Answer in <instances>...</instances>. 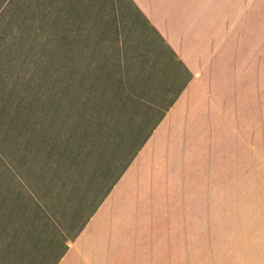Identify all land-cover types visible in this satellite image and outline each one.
I'll return each instance as SVG.
<instances>
[{
	"label": "rangeland",
	"instance_id": "rangeland-1",
	"mask_svg": "<svg viewBox=\"0 0 264 264\" xmlns=\"http://www.w3.org/2000/svg\"><path fill=\"white\" fill-rule=\"evenodd\" d=\"M162 4L213 93L93 213L187 75L130 0H0V264H264V0Z\"/></svg>",
	"mask_w": 264,
	"mask_h": 264
},
{
	"label": "crops",
	"instance_id": "crops-1",
	"mask_svg": "<svg viewBox=\"0 0 264 264\" xmlns=\"http://www.w3.org/2000/svg\"><path fill=\"white\" fill-rule=\"evenodd\" d=\"M130 2H132L141 15L150 22V25L157 32L163 43L172 51L175 62L181 66L182 71L187 75V80L162 120L153 130L146 143L142 146L130 166L124 172L125 178H128L129 174L137 171L138 168L141 169L154 159L153 155L157 154L159 149L166 143V137L169 136V130L178 115L187 110L186 107L189 101L192 99H208L213 93L207 83V79L204 77L199 61L197 60L198 55L196 53V48L191 44L188 38L184 26V21L186 19L185 15L183 13H177L175 17L176 22L173 25L171 20H169L168 23L162 22L161 17L157 18L152 12L157 7L156 2L159 3V8H164L162 4L164 0H130ZM200 112L202 113L203 111L201 110ZM253 137L254 136H252V138ZM256 162V168L258 169V154L256 156ZM118 181H120V179ZM235 184L243 185V182H236ZM91 222L82 229L75 241H73L71 245H68L65 254L57 264H81V260L90 256L88 239L92 228L90 226Z\"/></svg>",
	"mask_w": 264,
	"mask_h": 264
},
{
	"label": "trees",
	"instance_id": "trees-1",
	"mask_svg": "<svg viewBox=\"0 0 264 264\" xmlns=\"http://www.w3.org/2000/svg\"><path fill=\"white\" fill-rule=\"evenodd\" d=\"M170 54L174 57L172 51L168 48ZM142 107H145L146 109H148V107L146 105L140 104L138 109H141ZM163 115H160L158 117V119L155 122H152L150 124V128L149 130L146 132L145 135H142L140 142L137 145V149L134 151V153H132V155L129 157V159L127 160V162L125 163L124 167L121 169L120 173L118 174V176L116 177V179L114 180V182L111 184V186L108 188V190L105 192L103 198H101L100 202L96 205L93 213L95 212V210L98 208V206L101 204V202L105 199V197L110 193V191L112 190L113 186L117 183V181L119 180V178L122 176V174L125 172L126 168L128 167V165L130 164V162L132 161V158L135 156L136 152L143 146V144L147 141V139L150 137V135L152 134L153 130L156 128V126L159 124V122L162 120ZM135 124H137L138 126L135 127V129L139 130L141 127V123L135 121ZM92 213V214H93ZM67 241L64 239L62 241H57L56 244H60V246L63 248L62 251H60L58 254V256L56 257V260L54 262H52L51 264H57L59 262V260L62 258V256L65 254V251L67 249Z\"/></svg>",
	"mask_w": 264,
	"mask_h": 264
}]
</instances>
